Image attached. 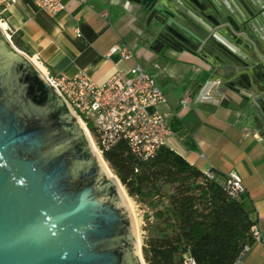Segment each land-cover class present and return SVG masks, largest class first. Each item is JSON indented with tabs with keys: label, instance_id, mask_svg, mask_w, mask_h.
I'll list each match as a JSON object with an SVG mask.
<instances>
[{
	"label": "water",
	"instance_id": "95a60500",
	"mask_svg": "<svg viewBox=\"0 0 264 264\" xmlns=\"http://www.w3.org/2000/svg\"><path fill=\"white\" fill-rule=\"evenodd\" d=\"M158 43L211 66L199 99L228 86L264 142V0H137ZM142 251V247H141ZM0 264H143L136 222L88 132L0 27Z\"/></svg>",
	"mask_w": 264,
	"mask_h": 264
},
{
	"label": "crops",
	"instance_id": "0c3cea01",
	"mask_svg": "<svg viewBox=\"0 0 264 264\" xmlns=\"http://www.w3.org/2000/svg\"><path fill=\"white\" fill-rule=\"evenodd\" d=\"M7 18L22 50L45 70L66 76L85 71L97 83L117 71L134 76L138 64L154 74L168 99L158 110L173 114L175 135L167 145L203 172H233L242 179L255 208L254 226L262 232L244 264H264V142L246 121L247 104L238 89L228 86L219 99H199L195 90L213 78L211 66L187 48L158 43L163 28L137 0H66L57 14L33 0H17ZM117 44L132 56L107 55Z\"/></svg>",
	"mask_w": 264,
	"mask_h": 264
},
{
	"label": "trees",
	"instance_id": "16d2710c",
	"mask_svg": "<svg viewBox=\"0 0 264 264\" xmlns=\"http://www.w3.org/2000/svg\"><path fill=\"white\" fill-rule=\"evenodd\" d=\"M13 41L23 47L19 37ZM104 158L129 195L154 209L152 234L142 246L147 264H188L190 258L194 264H234L245 245L254 243L252 200L247 192L232 195L226 176L209 178L168 145L139 160L119 140Z\"/></svg>",
	"mask_w": 264,
	"mask_h": 264
},
{
	"label": "built area",
	"instance_id": "2783aa9c",
	"mask_svg": "<svg viewBox=\"0 0 264 264\" xmlns=\"http://www.w3.org/2000/svg\"><path fill=\"white\" fill-rule=\"evenodd\" d=\"M80 4L87 0H77ZM17 0H0V27L11 43L15 31L8 25L7 12ZM41 9L57 14L66 8V0H33ZM120 52L128 59L132 56L129 48L114 45L107 55ZM48 81L78 117L92 138L98 154L104 158V151L117 141L124 140L130 152L139 160L154 157L163 145H167L175 130L170 124L172 113L158 110V106L168 99L154 74L140 64L134 76L117 71L103 83L95 82L87 72L80 71L74 76L42 71ZM186 105L187 100H181ZM105 159V158H104ZM206 175L211 179L218 176L213 169ZM224 182L232 195L246 192L242 179L235 173H229ZM255 241L262 240L258 227L251 229ZM252 244L245 245L234 264H244V259ZM188 264H194L190 258Z\"/></svg>",
	"mask_w": 264,
	"mask_h": 264
},
{
	"label": "rangeland",
	"instance_id": "374dc122",
	"mask_svg": "<svg viewBox=\"0 0 264 264\" xmlns=\"http://www.w3.org/2000/svg\"><path fill=\"white\" fill-rule=\"evenodd\" d=\"M14 36H16V35L14 34L13 37ZM13 37H12V41H13ZM13 44L17 49L24 52L22 50V48H19L17 45H15L14 41H13ZM24 53H26V52H24ZM106 163L108 164V166L112 170V172L118 177V175L116 174V172L112 168V166L107 161H106ZM124 188H125V186H124ZM125 190H126L127 194L129 195L126 188H125ZM129 199L132 201L133 215H134L135 222H136V229H137V233L139 235V239H140L141 247H142L143 243H144V239L147 236L152 234V225L154 222V209L148 203L140 202L137 199V197L129 195Z\"/></svg>",
	"mask_w": 264,
	"mask_h": 264
},
{
	"label": "bare ground",
	"instance_id": "6f19581e",
	"mask_svg": "<svg viewBox=\"0 0 264 264\" xmlns=\"http://www.w3.org/2000/svg\"><path fill=\"white\" fill-rule=\"evenodd\" d=\"M31 59L35 62V64H36V65H37L42 71L45 70L44 67H43L41 64H39V63L37 62V60H36L34 57H31ZM88 135H89V133H88ZM89 137H90V136H89ZM90 140H91V143H92L94 149L97 151V148H96V146H95V144H94V142H93V140H92L91 137H90ZM99 156H100V155H99ZM100 157H101V156H100ZM101 159H102L103 163L105 164L106 168L108 169V171L110 172L111 176H115L116 179L118 180V182H119V184H120V186H121V188H122V190H123V192H124V194H125V196H126L128 202H129V205H130V207H131V209H132V211H133L132 201L129 199V195L127 194V192H126L124 186L121 184L119 178H118V177L112 172V170L109 168V166H108V164L106 163V161L104 160V158L101 157ZM137 234H138V233H137ZM138 241H139V256H140V258H141L143 264H147L146 261H145V259H144V257H143L142 251H141V242H140V239H139V235H138Z\"/></svg>",
	"mask_w": 264,
	"mask_h": 264
}]
</instances>
